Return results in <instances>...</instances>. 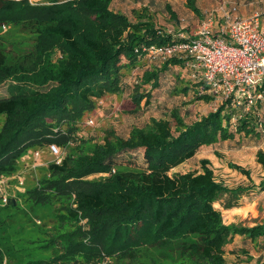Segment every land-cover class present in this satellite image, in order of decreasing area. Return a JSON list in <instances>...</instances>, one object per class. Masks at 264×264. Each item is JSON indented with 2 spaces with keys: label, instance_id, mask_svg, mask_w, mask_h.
<instances>
[{
  "label": "trees",
  "instance_id": "16d2710c",
  "mask_svg": "<svg viewBox=\"0 0 264 264\" xmlns=\"http://www.w3.org/2000/svg\"><path fill=\"white\" fill-rule=\"evenodd\" d=\"M112 2L0 0V86L14 82L11 94L0 97V114L5 115L0 177L13 174L30 147L53 143L67 148L71 140H78L77 119L94 108L95 99L122 89L124 65H138L153 44L181 39L150 17L133 22L125 12L114 10ZM188 2L195 12H202L195 0ZM3 25L33 33V49L13 60L8 54L13 52L2 44ZM188 58L172 56L160 67L144 70L134 95L138 103L144 97L149 102L153 95L140 88L160 87V74L170 65H183L192 74ZM194 79L202 88L198 98L214 100L206 83ZM263 105L264 97L249 111L237 112L225 101L192 122L174 110L175 130L170 120L153 118L146 126L133 127L126 137L106 131L91 150L83 148L82 140L77 152L70 147L60 162L50 164L49 174L27 190L33 204L59 203L60 221L58 232L41 245H51L53 255L27 264H264V259L230 263L225 257V247L236 235L254 242L264 238V222L225 223L214 206L224 193L237 196L245 188H230L217 180L208 158L201 159V172L169 173L203 146L241 133L261 136ZM138 149L144 165L116 160L120 153ZM256 160L264 172L263 148L256 151ZM231 167L251 176L241 165ZM97 173L106 175L89 178ZM258 187L264 189V175ZM3 259L0 247V264Z\"/></svg>",
  "mask_w": 264,
  "mask_h": 264
},
{
  "label": "rangeland",
  "instance_id": "374dc122",
  "mask_svg": "<svg viewBox=\"0 0 264 264\" xmlns=\"http://www.w3.org/2000/svg\"><path fill=\"white\" fill-rule=\"evenodd\" d=\"M243 1L248 3V14L259 11L264 18V0ZM31 2L46 3V0H31ZM195 2L202 10L201 13L195 12L189 6L188 0H113L111 7L128 14L133 22L150 17L165 32L174 35L184 32L193 36L200 22L213 13L205 10L207 2L203 0H195ZM214 13L217 12L214 10ZM1 36L3 46L13 52L8 53L13 60L31 51L36 41L33 33L14 25H3ZM165 60L157 56H144L139 58L136 66L123 64L122 89L95 99L94 108L85 111L77 119L78 129L75 138H79L78 140H71L67 148L56 145L59 154L51 150L53 143L30 147L18 159L16 171L0 177V247L4 251L2 264H27L31 260L47 259L53 255L51 245L47 248L41 245L46 244L52 235L58 232L59 203L56 206L33 204L28 198L27 190L38 185L40 180L49 174L50 164L60 162L70 147L72 152H77L76 145L82 140L83 148L91 150L95 143L103 141L106 131L112 130L126 137L133 127L146 126L153 118L162 117L170 120L175 130L176 122L172 115L174 110H178L186 122H192L222 103L216 99L210 102L199 99L198 92L202 88L183 65H170L161 72L160 87L150 89L149 84L141 87L140 91L150 90L153 95L149 102L144 97L138 103L134 95L137 94L135 91L144 70L160 67ZM123 63H127V60L124 59ZM13 85L14 82L9 80L0 86V97L9 96ZM185 88L189 89L188 92L184 91ZM235 110L240 112L239 107ZM262 117L264 120V112ZM4 120L5 115L0 114V128ZM235 124L234 116L233 129ZM261 136L262 138L258 139ZM261 136L254 134L246 136L241 133L232 140L203 146L194 157L172 168L169 173L201 172L203 170L201 159H210L217 180L230 188L246 189L237 196L224 193L214 203V206L222 212L224 222L242 223L246 226L263 223L264 189L259 188L258 184L264 172L261 164L256 160V151L258 148L264 150V126ZM116 160L144 165L143 151L139 149L125 151L116 156ZM232 163L249 169L251 176L231 167ZM100 175L106 173L92 174L89 178ZM253 183L256 186L252 187ZM10 199L14 202H10ZM80 224L85 225L86 220L82 219ZM225 257L230 263L261 261L264 259V238L254 242L244 236L236 235L226 245Z\"/></svg>",
  "mask_w": 264,
  "mask_h": 264
},
{
  "label": "built area",
  "instance_id": "2783aa9c",
  "mask_svg": "<svg viewBox=\"0 0 264 264\" xmlns=\"http://www.w3.org/2000/svg\"><path fill=\"white\" fill-rule=\"evenodd\" d=\"M176 36L181 39L164 45L153 44L147 54L164 59L188 56L192 77L206 83L207 91L222 103L229 101L234 107L249 111L257 99L264 97L261 12L242 16L237 14L236 7H231L219 17L213 13L206 16L195 35L179 32ZM51 150L59 154L55 144Z\"/></svg>",
  "mask_w": 264,
  "mask_h": 264
},
{
  "label": "crops",
  "instance_id": "0c3cea01",
  "mask_svg": "<svg viewBox=\"0 0 264 264\" xmlns=\"http://www.w3.org/2000/svg\"><path fill=\"white\" fill-rule=\"evenodd\" d=\"M203 1L207 2L205 10L208 12L212 11L213 14L217 17H219L218 15H222L225 10L229 9L230 5L232 4H235V7L237 8V14H240L242 16L250 15L248 14V3L246 4L243 0H203ZM214 10L217 13H214Z\"/></svg>",
  "mask_w": 264,
  "mask_h": 264
}]
</instances>
